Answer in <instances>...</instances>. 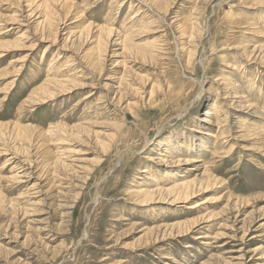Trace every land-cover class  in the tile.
Returning a JSON list of instances; mask_svg holds the SVG:
<instances>
[{
	"label": "rangeland",
	"instance_id": "1",
	"mask_svg": "<svg viewBox=\"0 0 264 264\" xmlns=\"http://www.w3.org/2000/svg\"><path fill=\"white\" fill-rule=\"evenodd\" d=\"M0 264H264V0H0Z\"/></svg>",
	"mask_w": 264,
	"mask_h": 264
},
{
	"label": "bare ground",
	"instance_id": "2",
	"mask_svg": "<svg viewBox=\"0 0 264 264\" xmlns=\"http://www.w3.org/2000/svg\"><path fill=\"white\" fill-rule=\"evenodd\" d=\"M244 3V2H243ZM47 17V16H46ZM47 24H48V22H47ZM232 25V24H231ZM51 27V24L49 23V28ZM261 48V47H260ZM219 110V109H218ZM217 110V111H218ZM214 152V151H213ZM215 152H218L217 150H215ZM215 152H214V154H215ZM152 234V233H151ZM167 234V233H166Z\"/></svg>",
	"mask_w": 264,
	"mask_h": 264
}]
</instances>
